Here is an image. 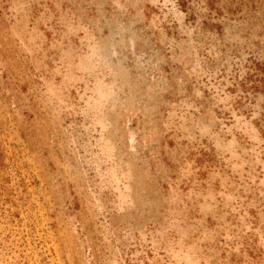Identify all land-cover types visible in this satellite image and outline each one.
I'll use <instances>...</instances> for the list:
<instances>
[{
	"label": "rangeland",
	"instance_id": "obj_1",
	"mask_svg": "<svg viewBox=\"0 0 264 264\" xmlns=\"http://www.w3.org/2000/svg\"><path fill=\"white\" fill-rule=\"evenodd\" d=\"M0 264H264V0H0Z\"/></svg>",
	"mask_w": 264,
	"mask_h": 264
}]
</instances>
